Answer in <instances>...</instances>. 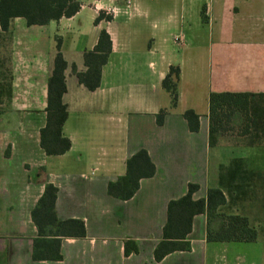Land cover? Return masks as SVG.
Instances as JSON below:
<instances>
[{"label": "crops", "instance_id": "1", "mask_svg": "<svg viewBox=\"0 0 264 264\" xmlns=\"http://www.w3.org/2000/svg\"><path fill=\"white\" fill-rule=\"evenodd\" d=\"M77 1L72 16L42 25L10 19L11 97L0 112V264H264V144H210L208 115L211 92L264 93V0H208L199 16L186 0L165 11L157 0ZM100 11L111 18L94 22ZM216 20V40L195 44L194 24L210 28ZM101 31L108 39H99ZM56 39L66 61L62 135L70 146L48 155L40 129ZM170 67L178 68L175 105L162 84ZM77 73L98 84L88 88ZM187 109L198 114L197 131L188 127ZM140 149L154 174L140 178L128 199L109 195L108 183L125 175L127 159ZM47 183L57 188V220H80L85 230L60 237V260L44 256L42 246L41 257H32L34 239L50 238L38 235L31 217ZM190 183L198 185L194 200L220 189L225 202L215 215L245 217L255 240H207L208 227L221 221L208 222L202 212L186 235L189 249L156 261L167 204ZM126 240L137 252L124 254Z\"/></svg>", "mask_w": 264, "mask_h": 264}, {"label": "trees", "instance_id": "2", "mask_svg": "<svg viewBox=\"0 0 264 264\" xmlns=\"http://www.w3.org/2000/svg\"><path fill=\"white\" fill-rule=\"evenodd\" d=\"M69 2V3H67ZM77 0H0V36H9L10 19L21 16L26 19L27 25L45 24L51 19L70 17L78 9ZM111 17L100 11L94 22L101 18ZM107 38L105 31H101L100 38ZM10 38V37H9ZM109 41V40H108ZM89 52L84 57L87 61ZM106 54L100 55L99 60L104 63ZM66 61L60 52V41L56 39V53L53 60V69L47 82L46 122L40 129V146L46 154H62L68 150L70 141L62 135V125L67 117L66 105L62 102V94L66 90L64 69ZM75 70V68H73ZM8 70V69H7ZM0 77V112L1 106L8 105L11 97V78ZM1 76V74H0ZM80 81L85 82L90 89L98 84H90L84 75L77 73ZM178 68L170 67L162 84L170 92L172 104H176L177 93L175 80ZM166 111L160 110L156 115V123L161 125ZM209 142L213 144L217 134L223 132H236L241 137H264V93L251 92H211L209 94ZM183 116L191 131L198 130V114L192 109L183 112ZM7 153V152H6ZM154 174V164L150 161L146 150L140 149L126 161V173L114 182H109L107 192L109 195L128 199L138 187L140 178L150 177ZM198 188L197 184H189L185 195L172 199L167 204V218L162 230V240L154 249V259L161 260L166 254L176 250H188L189 243L185 240L190 232L192 218L195 214L206 212L208 222L215 217L217 206L225 202L222 191L210 188L206 199H192V193ZM57 188L50 183L45 184L44 191L31 211L39 236L50 238L34 239L32 257L38 259L41 254L39 246L48 247V256L53 260H60L59 244L61 236H84L85 230L80 220L59 221L56 218L54 203ZM221 223L216 230L207 229L209 241H253L256 230L250 227L245 217L227 215L221 217ZM137 252L133 241L124 242V254Z\"/></svg>", "mask_w": 264, "mask_h": 264}, {"label": "rangeland", "instance_id": "3", "mask_svg": "<svg viewBox=\"0 0 264 264\" xmlns=\"http://www.w3.org/2000/svg\"><path fill=\"white\" fill-rule=\"evenodd\" d=\"M82 2H87V0H80ZM147 1L146 3L148 4L149 2H155L154 0H145ZM205 1L208 3V0H186V3H190L191 7L190 9L194 10V13L197 14L199 16V12L201 9V6H205ZM90 2V1H89ZM177 2H180L178 0H157L155 3L158 4V6H160V8L162 10H168V9H173L175 7V5L177 4ZM174 6V7H173ZM203 15V14H202ZM204 18V17H203ZM264 18V17H263ZM231 19H234L233 17H231ZM198 28L196 27V25L194 24V27L196 28L195 30L198 32L195 33L194 36V41L195 44H201V45H206L207 43L211 42V41H215L216 37H217V27L219 26V21L216 20V22H214L213 25H210V28L206 25V24H198ZM230 25V24H229ZM208 28L210 29V33H208ZM235 33H231L229 35V38H232V36ZM228 36V33H227ZM251 37V33H247L245 35V37ZM9 55H10V38L8 35L3 34L2 36H0V74L2 78H4V80H6L8 78V70H10V66H9ZM8 69V70H7ZM5 105L1 106V108H4ZM217 140H224L228 143H235V142H241L244 144L250 143V144H254V143H260V144H264V137H260V138H253L252 136H248V137H241L236 135V132H223L222 134H217L216 136ZM216 140V139H215ZM222 215H215L214 219H217L218 221H221Z\"/></svg>", "mask_w": 264, "mask_h": 264}, {"label": "built area", "instance_id": "4", "mask_svg": "<svg viewBox=\"0 0 264 264\" xmlns=\"http://www.w3.org/2000/svg\"><path fill=\"white\" fill-rule=\"evenodd\" d=\"M177 40H179L178 38H176Z\"/></svg>", "mask_w": 264, "mask_h": 264}]
</instances>
